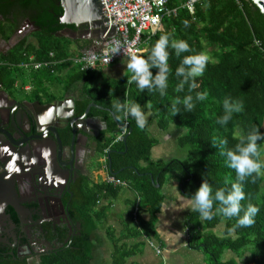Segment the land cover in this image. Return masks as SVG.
<instances>
[{
    "label": "trees",
    "instance_id": "obj_1",
    "mask_svg": "<svg viewBox=\"0 0 264 264\" xmlns=\"http://www.w3.org/2000/svg\"><path fill=\"white\" fill-rule=\"evenodd\" d=\"M181 1H170V6L178 7L177 14L164 17L161 28L150 36L146 50L139 55L147 58L164 34L187 41L193 50L177 56L173 49H168V88L166 95L161 96L158 90L141 91L135 82L128 83L132 75L129 71L121 77L104 80L103 70L82 69L74 63L72 57L89 46L69 36L57 35L65 27L73 31L77 27L75 23L61 21L64 8L60 0H0L3 17L0 30L5 39H11L16 26L18 28L25 17L38 27L32 35L34 40L24 37L7 52H0V85L15 97L20 92L42 102L71 95L75 98L76 115L83 114L91 102L102 106L92 107L88 113V117L100 118L106 125L93 138L103 158L97 168H106L109 175L121 179L140 194V209L146 208L151 215L140 224L145 235L152 239L156 234L154 223L164 200L162 187L168 172L179 173L178 187L187 197L197 191L204 179L214 191L230 189L231 184L237 182L236 172L228 167L226 156L220 154L218 147H213L212 140L226 139V149H231L254 128L264 133V14L252 0H197L194 13ZM7 23L14 25L7 28ZM199 52H206L210 62L203 76L196 78L198 87L189 93L186 84L183 92H176L182 80L176 76V69L185 56ZM31 57L32 62L51 61L52 64L38 69L32 64L25 66ZM151 71L155 75L158 69ZM27 85L29 89L25 88ZM203 91H207V98L197 101L192 112H186L181 103L178 105L180 113L175 116L171 113V103L178 97L182 101L186 95L195 96L196 92ZM226 98L242 102L243 110L234 112L224 125L217 120L225 114L223 102ZM113 100L138 103L148 117L146 127L140 129L131 116L125 118L123 113H114ZM149 103L151 108L147 107ZM154 122L162 130L172 126L186 129L178 140L181 146L189 147L187 157L168 161L152 157L153 148L160 143L149 132ZM125 123H128L125 135L130 133L126 139H120ZM59 132L63 144H69L73 134L71 126ZM258 144L263 157L264 140ZM122 187L108 180L95 181L89 171L79 173L71 184L73 196L69 202L77 230L71 235L66 225L54 228L48 224L45 236L59 247L57 252L43 255L40 264H91L96 248L93 237L109 210V205L104 203L116 196ZM244 191L246 199L242 205L246 207L251 203L260 209L251 227H237L236 217L227 219L216 212L218 202L214 204L212 220L202 219L195 211L190 213L189 246L204 252L206 264H264V176L257 178L255 183L251 178L246 179ZM122 246H116L113 264H127L134 254L132 248ZM225 251L233 253L224 259ZM0 264L28 262L0 255Z\"/></svg>",
    "mask_w": 264,
    "mask_h": 264
},
{
    "label": "flooded vegetation",
    "instance_id": "obj_2",
    "mask_svg": "<svg viewBox=\"0 0 264 264\" xmlns=\"http://www.w3.org/2000/svg\"><path fill=\"white\" fill-rule=\"evenodd\" d=\"M12 19L14 22L16 21L14 17ZM1 21H3L2 15H0ZM6 25H8L7 28H10L14 24L9 25L7 23ZM89 25L86 22L77 24L76 30H74L77 35L73 39L90 48L93 39L80 37ZM37 30L38 27L33 25L28 17L23 19L18 28L16 26V30L9 40L4 38L0 30V52H7L24 37H33V33ZM66 32L70 33L73 30L65 27L59 33L64 34ZM88 33L93 34L92 32ZM37 101L39 100L29 99L24 95L21 98L18 95L15 97L0 85V106L5 109V111H1L2 108L0 107V185L2 189L6 190L12 183L22 206L21 213H18L8 204L5 209L10 217H0V255L5 258L12 256L15 259H26L28 264L29 260L31 262L32 259H40L45 254L57 252L56 248L59 245L49 241L45 236L48 231V224L54 228L57 225H66L69 227L71 235L75 234L78 225L73 221L69 210V202L73 196L71 184L79 173L86 172L84 159L92 158L95 155L94 149L97 151V144L94 143L93 138L97 137L103 130L101 129L97 135H87V137L81 134L82 131H78L80 135L74 150L70 147L71 142L66 145L63 144L61 150L57 146L54 148L45 144L47 150H44L45 147L40 149L38 141L30 138L27 141L28 148L25 149L27 151H24L23 146L15 144L13 140L17 139L20 143L22 138H25L24 135H20L19 129L21 128L30 130L26 136L36 133V124H34L33 119L34 112L38 113L35 105ZM39 102L42 104L51 103ZM24 108L31 113L30 120L24 116ZM68 108L64 106V110L60 111V105H58L60 117L70 113ZM75 116L80 117L82 114L76 115L75 113ZM48 118L42 125H51L54 120L53 116ZM71 118L72 116L69 117V119ZM30 122L32 123L31 126ZM91 124L102 127L105 125L100 118H93ZM68 126L71 124L66 127ZM66 127L60 128L59 131ZM3 129L5 132H1ZM92 132L96 133V130ZM8 134L12 137H9ZM41 142L40 145L44 141ZM55 160L56 163H54ZM69 164H73V170H68ZM38 176H41V181ZM68 195H70V199L67 201Z\"/></svg>",
    "mask_w": 264,
    "mask_h": 264
},
{
    "label": "clouds",
    "instance_id": "obj_3",
    "mask_svg": "<svg viewBox=\"0 0 264 264\" xmlns=\"http://www.w3.org/2000/svg\"><path fill=\"white\" fill-rule=\"evenodd\" d=\"M194 2L195 0H191L189 8ZM185 26H188L187 21H185ZM169 48L173 49L177 56L193 51L187 41L171 38L168 34L161 35L147 58L135 54L129 56L126 65L127 70L132 75L128 79V83L135 82L141 91L145 89L149 92L158 90L161 96L166 95L170 73ZM209 62L210 56L206 52L185 56L181 66L176 69V76L182 77V80L175 91L183 92L187 84L189 85L188 92L192 93L198 87L195 82L196 78L203 76ZM153 68L158 69L155 75L151 71ZM207 96V91H203L196 92L195 96L186 95L182 101L178 97L171 103L170 111L174 116L179 114L178 105L182 103L186 112H192L196 107V102L205 100ZM147 107L151 108L152 105L149 103ZM223 107L225 114L217 120V123L224 125L228 123L234 112L239 113L243 110L242 102L233 101L231 98L224 100ZM112 109L116 114L123 113L125 118L128 116L134 118L137 127L140 129H144L147 125V117L138 103L113 100ZM117 118L120 117L117 116ZM261 140H264V133H261L258 128H254L246 137H241L235 147L231 149H226L228 144L226 139L219 141L213 139V147L220 149V154L226 156L228 167L235 170L237 182L232 183L230 189L220 188L214 191L208 180L204 179L201 186L188 199L189 209L198 212L202 219L212 220L214 218V204L218 202L219 207L215 211L227 219L236 217L237 227L253 226L260 209L251 203L244 207L242 201L246 199L245 180L251 178V182L255 183L257 178L264 176V158H262L258 144V141Z\"/></svg>",
    "mask_w": 264,
    "mask_h": 264
},
{
    "label": "crops",
    "instance_id": "obj_4",
    "mask_svg": "<svg viewBox=\"0 0 264 264\" xmlns=\"http://www.w3.org/2000/svg\"><path fill=\"white\" fill-rule=\"evenodd\" d=\"M94 152L92 158L84 159V169L92 174L95 181L107 180L109 172L106 168H97L103 158L95 149ZM169 180L162 187L164 200L155 218L153 239L145 235L140 224L141 220L151 217L149 211L139 208L138 220L134 218V205L140 197L135 189L123 185L116 196L105 201L109 210L94 234L96 248L91 264H113L117 245L134 250L127 264H206L204 252L191 248L188 242L189 215L193 212L187 204L190 197L179 190V178ZM134 232L139 234L133 235ZM160 248L162 251L158 253ZM40 259H32L31 263L40 264Z\"/></svg>",
    "mask_w": 264,
    "mask_h": 264
},
{
    "label": "built area",
    "instance_id": "obj_5",
    "mask_svg": "<svg viewBox=\"0 0 264 264\" xmlns=\"http://www.w3.org/2000/svg\"><path fill=\"white\" fill-rule=\"evenodd\" d=\"M102 4L104 13L103 28H105L104 37L94 38L90 48L82 50V53L72 57L74 63L79 64L82 69L91 71L102 70L105 66L117 63L118 61L128 60L132 54L140 55L146 50L151 35L156 33L162 26L164 17L174 16L178 12L177 6H170L171 0H99ZM189 4L191 0H182L183 6H186L192 13L195 11V4ZM114 30L112 35L108 33ZM264 53V48H262ZM53 56V53H51ZM33 65L38 69L43 65L49 66L51 61L27 62L25 66ZM128 123L124 124V129L119 135L122 139L127 132ZM108 181L114 184H122L121 179L108 176ZM141 198L136 199L134 205V218L138 220V211ZM151 245H155L150 241ZM161 248L157 249L161 253Z\"/></svg>",
    "mask_w": 264,
    "mask_h": 264
},
{
    "label": "water",
    "instance_id": "obj_6",
    "mask_svg": "<svg viewBox=\"0 0 264 264\" xmlns=\"http://www.w3.org/2000/svg\"><path fill=\"white\" fill-rule=\"evenodd\" d=\"M261 10V12L264 14V0H252ZM61 5L64 8V13L61 15V21L64 23H75V24H81V22H86L89 23L90 25L88 27H91V31L93 33L92 36H90V39L94 38H101L105 39L104 33H105V28H103V22H104V13L102 10V4L100 3L99 0H60ZM114 33V30L112 29L108 34L112 35ZM57 35L62 36V35H67L70 36L71 38H75L77 34L75 32H66L64 34L58 33ZM37 106V112H34V119L33 122L36 124V133H34L31 136H26L27 130L25 129H19L21 131L20 135H24L25 138H22V141L19 143L17 139L13 140L15 144H21L23 147L22 149L24 151L26 148H28V140L32 138L33 140L38 141V145L40 149L44 148V144L46 146H51V147H59L60 150L63 147V142L62 138L59 132L60 128L66 127L68 124H71L72 131H73V136H72V141L70 144V147L74 150L75 145L77 144L78 141V131H82L83 135H97L99 134L100 130L103 128H106V125L102 126H94L91 124L93 121V118L88 117V113L92 107H100L102 106L91 102L85 112L82 114V116L78 117L75 116V98L73 96L70 97H65L64 99L47 103V104H42L41 102L37 101L35 103ZM58 105H60V108L62 105L69 107V114H64L62 117H60L59 110L57 109ZM50 109L53 110V113L50 111ZM47 110V111H46ZM40 111H43L42 113H39ZM31 113L28 112L24 108V116L27 118V120H30V115ZM53 117V121L50 126L48 127H42V118L44 120L47 119V117ZM72 116L71 119L69 117ZM56 118V121H55ZM35 120V121H34ZM30 122V126H31ZM93 130H96L95 132H92ZM130 133V132H129ZM125 136H128V134ZM9 137H12V135H9ZM40 140H43V144L40 145L42 142ZM47 150L45 147L44 150ZM56 163V160L55 162ZM68 170H73V164H69L67 166ZM38 179L41 181V176H38ZM159 186V184H157ZM11 205L15 211L18 213H21L22 206L19 202V197L17 195V192L15 188L13 187V184L11 183V186L8 187V189H2L0 185V217L1 216H7L10 217V215L7 214L6 211V206ZM12 223L13 220H11ZM16 226V224L14 223ZM29 264H31L29 260Z\"/></svg>",
    "mask_w": 264,
    "mask_h": 264
},
{
    "label": "rangeland",
    "instance_id": "obj_7",
    "mask_svg": "<svg viewBox=\"0 0 264 264\" xmlns=\"http://www.w3.org/2000/svg\"><path fill=\"white\" fill-rule=\"evenodd\" d=\"M91 31V27H87L86 31L80 35V37H90L92 36L88 32ZM31 40L35 38L31 37ZM128 60L118 61L117 63L105 66L102 70V78L104 80L111 79V78H118L121 77L123 74L127 73V64ZM29 89L30 86L27 85L25 87ZM19 98L23 96L22 93L17 92ZM61 100V99H59ZM149 132L152 136L158 138L160 140V144L156 145L152 150V157L157 160L161 161H168L171 158H185L188 154V146H181L178 140V136L186 132V129L181 127L172 126L168 130L160 129L157 124L154 122L153 126L149 129ZM264 158V156L262 157ZM173 178H179V173L176 171H170L167 174V179L172 180ZM169 180V181H170ZM221 231V230H218ZM231 251H225L223 254V258L226 259L231 255Z\"/></svg>",
    "mask_w": 264,
    "mask_h": 264
},
{
    "label": "bare ground",
    "instance_id": "obj_8",
    "mask_svg": "<svg viewBox=\"0 0 264 264\" xmlns=\"http://www.w3.org/2000/svg\"><path fill=\"white\" fill-rule=\"evenodd\" d=\"M1 108H2V106H0ZM63 107H64V105H62L61 106V108H60V111H63L64 109H63ZM5 111V109L4 108H2L1 109V111ZM50 111L53 113V110L52 109H50ZM60 111H59V114H60ZM43 111H40L39 113H42ZM54 117V116H53ZM42 118V124H45V122L49 119L48 117H47V119L46 120H44L43 119V117H41ZM42 127L44 128V127H48L47 125L46 126H44V125H42ZM1 132H5V130L3 129V130H1ZM126 136V135H125ZM40 141H42V140H40ZM120 141V140H119ZM124 141V140H123ZM17 145H20V144H17ZM9 172V171H8ZM11 174V173H10ZM18 177H19V175H18ZM117 178V177H116ZM142 200V199H141ZM142 202V201H141ZM133 215V214H132Z\"/></svg>",
    "mask_w": 264,
    "mask_h": 264
}]
</instances>
